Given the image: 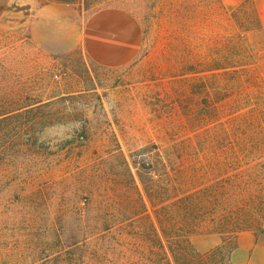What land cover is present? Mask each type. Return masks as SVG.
Listing matches in <instances>:
<instances>
[{"label":"rangeland","instance_id":"374dc122","mask_svg":"<svg viewBox=\"0 0 264 264\" xmlns=\"http://www.w3.org/2000/svg\"><path fill=\"white\" fill-rule=\"evenodd\" d=\"M223 7L219 0H0V264H133L135 249L143 264H161L156 232L133 217L163 219L171 203L175 236L177 196L205 186L218 187L212 203L236 220L253 215L254 197H262V220L250 225L258 228L239 235L264 240V179L259 166L247 165L264 154V28L252 2ZM240 32L239 62L248 69L228 95L249 114L241 124L223 120L227 134L211 126L198 136L227 112L202 119L208 105L197 81L178 78V70L193 63L199 44L225 47ZM242 177L255 187L224 201ZM201 207L197 214L211 208ZM201 230L186 238L197 252L237 247L239 235Z\"/></svg>","mask_w":264,"mask_h":264},{"label":"trees","instance_id":"16d2710c","mask_svg":"<svg viewBox=\"0 0 264 264\" xmlns=\"http://www.w3.org/2000/svg\"><path fill=\"white\" fill-rule=\"evenodd\" d=\"M220 1V0H219ZM224 8V7H223ZM260 23V22H259ZM245 34L237 33L234 36L228 37V42L225 47L215 44L213 47H207L199 44V48L195 52L193 58V63L184 64L178 70L176 75L178 78L182 79H193L197 81L198 94L203 97L202 100L208 105L205 110H201L204 113L202 119L208 118L209 115H213L214 112L221 113L227 112L223 118L214 120L209 124L198 129V136L204 134V131L211 132V126H215L216 135L219 133L226 132L223 129L225 121H229L232 118L240 119L238 122L241 124V120H246L245 117L249 114L241 108L238 99L231 98L228 95L230 90L234 89L235 86L242 87L243 85V74L246 73L248 69L246 63L239 62L244 53L242 42L245 40ZM227 94L224 99L214 100L212 96L216 93ZM236 105V107H235ZM204 106V105H203ZM235 107V108H234ZM205 113L208 115L205 116ZM201 114V113H200ZM238 117V118H237ZM235 120V119H234ZM233 120V121H234ZM248 120V119H247ZM256 119L252 117V122ZM260 124L264 125V118H259ZM249 126L251 122L249 120ZM242 127V125H241ZM253 127V126H252ZM220 130V131H219ZM231 131V129H230ZM230 133V132H229ZM219 136V135H217ZM213 143H218L215 139H212ZM262 155V154H261ZM259 156L257 160H252L247 165L261 168V171H257V175L260 179H264V154ZM250 158V157H248ZM257 164V165H256ZM250 167L248 169H252ZM233 177L228 178L226 183ZM251 180V181H250ZM252 177H245L240 180L236 185H229L226 188L225 197L223 200H230L231 197L239 198L242 195L236 194L237 191H247L249 188H254L255 186L251 183ZM258 185V184H257ZM256 185V186H257ZM245 189V190H243ZM264 193V181L261 182L259 192ZM218 187L216 186H205L204 188H192L184 191L182 194L177 196V208L180 211V219L176 226L177 233L175 236L170 235L173 229L172 220L170 217V205L171 203H166L162 206L161 210L164 212L163 219L160 217L153 219L149 215L141 216L136 214L133 219L134 221L147 220L152 226L153 230L157 234L159 239V245L161 252L164 254V258L161 264H229L230 256L236 247V241L230 249L225 246L210 251L208 253L202 254L197 252L186 238L192 234L199 233L204 229L203 232H218L228 234L233 240L239 235L241 231L246 229L252 230L253 228H258L257 226H250L253 224H258L262 218L259 216L262 211L263 198L259 195H255V202L251 206L252 214L248 218L242 220H236V218L228 217L225 213H218L217 207L212 202L217 200ZM143 201V200H142ZM150 204L157 215L156 205L154 204L152 197H149ZM210 203V204H209ZM198 205L209 208V212H203L202 214H197L199 211L196 208ZM201 207V208H203ZM200 208V207H199ZM206 208V209H207ZM239 208L247 209L245 204H242ZM146 209V207H145ZM246 211L242 209V212ZM211 214L209 218L205 217L207 214ZM248 226V227H247ZM209 227V228H207ZM160 233V235L158 234ZM156 236V235H155ZM177 242L174 243L173 240ZM130 261L133 264H143V250H131ZM133 261V262H132ZM151 264H160V262H154L152 260H147ZM146 263V262H145Z\"/></svg>","mask_w":264,"mask_h":264},{"label":"crops","instance_id":"0c3cea01","mask_svg":"<svg viewBox=\"0 0 264 264\" xmlns=\"http://www.w3.org/2000/svg\"><path fill=\"white\" fill-rule=\"evenodd\" d=\"M224 8L234 11L252 2L261 26L264 28V0H220ZM264 251V240L250 233L240 234L237 247L231 254L229 264H264L260 253Z\"/></svg>","mask_w":264,"mask_h":264}]
</instances>
